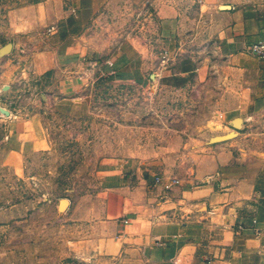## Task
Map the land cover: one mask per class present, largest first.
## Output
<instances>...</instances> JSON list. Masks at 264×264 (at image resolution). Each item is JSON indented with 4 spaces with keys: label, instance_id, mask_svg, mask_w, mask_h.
<instances>
[{
    "label": "rangeland",
    "instance_id": "obj_1",
    "mask_svg": "<svg viewBox=\"0 0 264 264\" xmlns=\"http://www.w3.org/2000/svg\"><path fill=\"white\" fill-rule=\"evenodd\" d=\"M168 4L195 12L202 3L0 0V264H98L91 228L67 211L96 189L102 158L178 157L184 175L206 155L264 160L263 113L228 119L199 85L182 88L175 68L161 79L164 38L174 33L160 26ZM135 45L152 51V82L100 68ZM72 80L81 83L73 97L89 107L82 118L57 105ZM32 117L42 141L16 147L10 134Z\"/></svg>",
    "mask_w": 264,
    "mask_h": 264
},
{
    "label": "crops",
    "instance_id": "obj_2",
    "mask_svg": "<svg viewBox=\"0 0 264 264\" xmlns=\"http://www.w3.org/2000/svg\"><path fill=\"white\" fill-rule=\"evenodd\" d=\"M201 3L195 12L162 7L160 26L174 33L164 38L169 60L165 68L161 63V79L175 68L182 88L199 85L226 118L264 117V0ZM151 53L147 45H135L100 68L152 82ZM80 84L60 86L57 105L65 116L89 113L73 97ZM41 134V121L32 117L20 121L9 139L16 147L36 145ZM208 156L195 161L189 175L178 157L99 160L96 189L69 200L67 211L91 228L86 243L88 249L97 245V263L264 264V160ZM175 178L179 182L167 188Z\"/></svg>",
    "mask_w": 264,
    "mask_h": 264
},
{
    "label": "built area",
    "instance_id": "obj_3",
    "mask_svg": "<svg viewBox=\"0 0 264 264\" xmlns=\"http://www.w3.org/2000/svg\"><path fill=\"white\" fill-rule=\"evenodd\" d=\"M259 47L260 46L255 45L254 46V50L258 51ZM262 55L264 56V53H262ZM177 182H179V179L175 178V179L172 180V182L170 184H167L166 187L169 188L172 184L177 183Z\"/></svg>",
    "mask_w": 264,
    "mask_h": 264
},
{
    "label": "water",
    "instance_id": "obj_4",
    "mask_svg": "<svg viewBox=\"0 0 264 264\" xmlns=\"http://www.w3.org/2000/svg\"><path fill=\"white\" fill-rule=\"evenodd\" d=\"M238 126V125H237ZM239 127V126H238ZM66 202L68 203V199H65V203L63 205H66Z\"/></svg>",
    "mask_w": 264,
    "mask_h": 264
}]
</instances>
